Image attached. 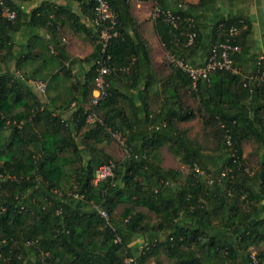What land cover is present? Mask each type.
Here are the masks:
<instances>
[{
  "label": "trees",
  "instance_id": "trees-1",
  "mask_svg": "<svg viewBox=\"0 0 264 264\" xmlns=\"http://www.w3.org/2000/svg\"><path fill=\"white\" fill-rule=\"evenodd\" d=\"M2 1L16 18L0 9V264H162V254L170 264H253V253L264 264V250L249 251L264 243V53L247 68L243 61L252 23L230 16L203 27L198 14L209 0H148L180 17L177 30L155 19V33L165 53L193 67L239 27L242 51L231 56L239 72L194 81L171 62L159 75L130 0H109L118 32L109 47L100 44L96 0H64L82 16L54 1L31 10L24 4L34 0ZM66 28L91 43L88 57L69 55ZM191 32L197 39L187 46ZM104 60L110 87L93 105ZM36 80L47 83L45 96ZM196 120L206 144L182 127ZM112 142L121 159L106 150ZM165 148L186 171L163 166ZM107 164L115 176L95 184Z\"/></svg>",
  "mask_w": 264,
  "mask_h": 264
},
{
  "label": "built area",
  "instance_id": "built-area-1",
  "mask_svg": "<svg viewBox=\"0 0 264 264\" xmlns=\"http://www.w3.org/2000/svg\"><path fill=\"white\" fill-rule=\"evenodd\" d=\"M96 20L95 24L97 28L100 30V44L103 47H109L113 38L118 36V32L116 30L117 20L116 15L111 9L109 0H96ZM0 9L9 19H15L16 13L11 11L10 7L4 5V2L0 0ZM154 19H162L165 23L171 25L176 30L179 29L180 17H174V14L171 10H163L156 5V9L153 14ZM191 27H194V21L190 19ZM240 24L246 29V25L244 21H240ZM240 33V29L238 26H232L229 29V33L226 36L224 42L219 43L214 46L211 50V56L208 59L207 63L203 66L193 67L186 63L184 60L177 59L174 55L170 53H166L167 61L174 63L177 67L182 69L191 79L197 81L198 79H207L208 76L214 71H222L227 70L234 73H238V69L232 67V59L231 56L234 54H239L242 51L241 46L237 43V37ZM197 39V34L195 32H191L188 36L187 46H192ZM105 49V48H104ZM110 56L108 55V58ZM101 65L99 68V75L96 78V88L93 91V105H98L101 100H104L108 95V88L110 87V81L108 77L112 73V69L108 66H105L101 61L98 62ZM104 65V66H103ZM31 86L42 96L46 95L47 83L42 80H36L30 82ZM96 112H91L87 117V123H94L96 120ZM115 176V165L107 164L98 168L96 171L95 184L100 182H104L110 178ZM100 216L104 218L107 223L109 220V215L105 210H100L98 206L96 207ZM115 242H120V238H117ZM146 247L147 244H144L143 247ZM142 247V248H143ZM256 254H252L253 264H259L256 259ZM134 260L132 258H127L126 263L132 264Z\"/></svg>",
  "mask_w": 264,
  "mask_h": 264
},
{
  "label": "crops",
  "instance_id": "crops-1",
  "mask_svg": "<svg viewBox=\"0 0 264 264\" xmlns=\"http://www.w3.org/2000/svg\"><path fill=\"white\" fill-rule=\"evenodd\" d=\"M45 1H54L60 5H70L74 13L79 14L80 16L83 15V8L79 4L67 3V1H64V0H34L29 3H25L24 7L31 10L32 8H36L38 5H40L41 3ZM130 1L132 3V15L134 19L140 25L141 34H142V31H144V29L142 30L141 28L144 22H148L145 25L150 26V28L155 33V29H154L155 19L153 18V14H154V10L156 9V3L152 1H148V0H130ZM184 2L187 5H197L200 2V0H186V1L184 0ZM149 5H151L152 10L150 9ZM200 9L201 11L199 12L198 16L200 15L199 24L202 23L201 26L209 25L210 23H213L214 20L219 19L221 17H230V16H239V17L249 20L252 23L253 25L252 34L253 35L248 43L249 51H246L247 55H245V59L243 60L245 62V66H244L245 68H247L246 66L251 64V61L249 60L250 58L263 55L264 53V0H209L206 3V5H204L203 8H200ZM204 11H205V14H204ZM208 12L211 14L208 15ZM83 22L87 23L86 19H84ZM66 33L68 35L71 33L75 35V37L80 42V45H79L80 47H82V45L86 46V42H88V40H86L84 35L75 34L73 30H70L69 28H66ZM42 35H45V33L42 32ZM66 38L67 37L64 36V41L66 40ZM19 40H23L22 36L21 37L18 36L17 41ZM25 42L26 41L22 43L25 44ZM161 45L163 47V44ZM66 49H67V45H66ZM163 50H164V47H163ZM151 54H152V51H151ZM13 66H14V69L13 70L11 69V70L15 71L16 70L15 64H13ZM44 101H46V98Z\"/></svg>",
  "mask_w": 264,
  "mask_h": 264
},
{
  "label": "rangeland",
  "instance_id": "rangeland-1",
  "mask_svg": "<svg viewBox=\"0 0 264 264\" xmlns=\"http://www.w3.org/2000/svg\"><path fill=\"white\" fill-rule=\"evenodd\" d=\"M149 6H150V9L152 10L151 5H149ZM204 14H205V11H204ZM209 14H211V13L208 12V15ZM147 23L148 22H144L141 26L142 30L144 29V31H142V35L147 40V42L150 46V49L152 51L153 62L155 64L157 72L159 73V75L165 76L169 73V61H167V59H166V54L164 53V50H163V47L161 45L159 38L155 35L153 30L150 28V26L145 25ZM65 36L68 39L66 38L64 43L67 45V49H68V52H69L71 57H74L77 59H81V58L85 59L86 57H88V55H90V53H92L93 47L89 41L86 42V46L82 45V47H80L79 46L80 42L75 37V35H73L72 33L68 35L66 33ZM78 57H80V58H78ZM78 68H79L78 65H76L74 67V70H78ZM11 69L12 70L14 69L13 65L11 66ZM64 85H65V83L63 84V87H64ZM182 127L189 129L190 136L199 139L201 142H203V144L207 141H210L208 138L207 139L205 138L204 128H203L202 122L200 120H196V121L184 124V125H182ZM209 145L212 149L216 148L214 144H209ZM106 150L111 155H113V157L116 160L121 159L123 157L121 148L118 147V145L114 142H112L111 145L106 148ZM255 150H256L255 144H253V143L247 144L245 146V151H244L245 152V158L249 157V155H251V153L255 152ZM212 151L213 150H209L208 153L211 154ZM162 155H163V166L165 168H174V169H180V170L182 169L183 171H186V168L184 166H182L179 163V161L176 160L166 148L162 150ZM256 159L257 158H255V155H252L251 163H250L251 168L255 167ZM122 211H123V207H119L118 208V214L122 213ZM139 211L146 213L149 216V218L153 221V219H154L153 213H151L150 211H148L145 208L139 209ZM137 242L140 245L141 242H143V241L138 240ZM251 250H253V252H259L260 250H264V243L261 244L259 247H251L249 251H251ZM160 261L162 262V264H170V261L163 254L160 256ZM150 264H154V262L151 261Z\"/></svg>",
  "mask_w": 264,
  "mask_h": 264
}]
</instances>
